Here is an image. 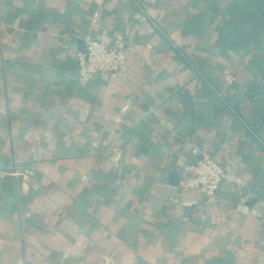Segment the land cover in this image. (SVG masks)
Segmentation results:
<instances>
[{"label":"crops","instance_id":"crops-1","mask_svg":"<svg viewBox=\"0 0 264 264\" xmlns=\"http://www.w3.org/2000/svg\"><path fill=\"white\" fill-rule=\"evenodd\" d=\"M108 261L264 264V0H0V264Z\"/></svg>","mask_w":264,"mask_h":264},{"label":"built area","instance_id":"built-area-1","mask_svg":"<svg viewBox=\"0 0 264 264\" xmlns=\"http://www.w3.org/2000/svg\"><path fill=\"white\" fill-rule=\"evenodd\" d=\"M122 40L118 37L112 45H103L96 40L86 41L85 52L78 54L79 80L86 82L93 74L116 77L125 58L121 49ZM225 76L229 84L234 81L230 71H226ZM224 177L223 166L213 158L204 157L183 169L179 185L185 190H202L209 198L218 200Z\"/></svg>","mask_w":264,"mask_h":264},{"label":"water","instance_id":"water-1","mask_svg":"<svg viewBox=\"0 0 264 264\" xmlns=\"http://www.w3.org/2000/svg\"><path fill=\"white\" fill-rule=\"evenodd\" d=\"M173 178H175V181H174V183L175 184H178V179H177V176L176 175H174V177Z\"/></svg>","mask_w":264,"mask_h":264}]
</instances>
